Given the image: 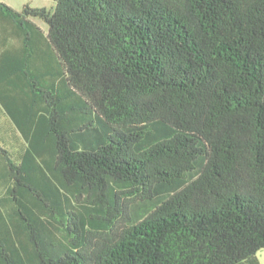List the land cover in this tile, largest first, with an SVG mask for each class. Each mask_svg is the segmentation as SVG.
<instances>
[{
  "label": "trees",
  "instance_id": "1",
  "mask_svg": "<svg viewBox=\"0 0 264 264\" xmlns=\"http://www.w3.org/2000/svg\"><path fill=\"white\" fill-rule=\"evenodd\" d=\"M0 78V264H260L264 0H0Z\"/></svg>",
  "mask_w": 264,
  "mask_h": 264
},
{
  "label": "crops",
  "instance_id": "2",
  "mask_svg": "<svg viewBox=\"0 0 264 264\" xmlns=\"http://www.w3.org/2000/svg\"><path fill=\"white\" fill-rule=\"evenodd\" d=\"M5 83H7V85ZM5 83L3 82V79L0 78V92L7 99L8 103L18 110L16 112L18 119L20 118L21 120H24L22 123L27 122L26 119L28 120L29 116L26 112L30 102L26 98V94L18 95L12 92V83L9 81H6ZM36 118H42L41 114L37 115ZM30 125L31 132L33 133L36 121H32ZM27 145L28 140L22 134L19 124H17L15 119L9 114L0 101V192L10 185V182L6 183L9 179L7 177L9 172L7 158L11 161L19 162Z\"/></svg>",
  "mask_w": 264,
  "mask_h": 264
},
{
  "label": "rangeland",
  "instance_id": "3",
  "mask_svg": "<svg viewBox=\"0 0 264 264\" xmlns=\"http://www.w3.org/2000/svg\"><path fill=\"white\" fill-rule=\"evenodd\" d=\"M1 1L7 3L16 10H20L25 3H28L31 6H44L46 8H53L55 5V0H1ZM32 20L38 23L39 25H41L42 27H46V25L41 21H39V19L32 18ZM256 255L260 261V264H264V248L259 249Z\"/></svg>",
  "mask_w": 264,
  "mask_h": 264
}]
</instances>
